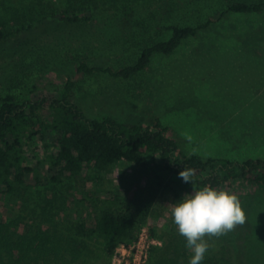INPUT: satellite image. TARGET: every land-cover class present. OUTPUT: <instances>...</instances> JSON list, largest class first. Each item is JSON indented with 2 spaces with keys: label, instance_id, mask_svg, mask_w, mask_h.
Masks as SVG:
<instances>
[{
  "label": "rangeland",
  "instance_id": "374dc122",
  "mask_svg": "<svg viewBox=\"0 0 264 264\" xmlns=\"http://www.w3.org/2000/svg\"><path fill=\"white\" fill-rule=\"evenodd\" d=\"M228 1L234 0H94L90 22L69 24L51 16L69 0H0V29L16 32L0 42V99L8 94L54 97L76 75L74 101L89 115L143 126L158 118L187 154L235 161L264 158V13H229ZM125 6L132 9L129 18L123 15ZM207 21L208 28L197 37L183 41L169 56L155 55L144 71L128 79L105 71L115 73L134 63L143 47L170 36L171 25ZM82 63L101 71L77 74ZM46 141H36L33 154L40 164L29 177L25 199L13 205L1 202L0 218L21 233L37 219L58 237L80 218L93 227L92 209L74 208L61 185L51 181L43 160ZM147 161H119L94 174L85 191L118 196L124 207L147 208L148 216L136 215L135 221L138 235L146 228L160 242L152 246L161 248L158 264H188L192 253L173 223L169 204L189 193L177 185L170 193L158 186ZM220 189L236 194L245 212V223L223 235L236 251V263L264 264V188L234 182ZM72 196L81 198L78 192ZM85 242L88 248L75 259L66 254L46 264H111L121 245L112 250V242L100 235ZM209 258L207 251V264Z\"/></svg>",
  "mask_w": 264,
  "mask_h": 264
},
{
  "label": "trees",
  "instance_id": "16d2710c",
  "mask_svg": "<svg viewBox=\"0 0 264 264\" xmlns=\"http://www.w3.org/2000/svg\"><path fill=\"white\" fill-rule=\"evenodd\" d=\"M43 1L47 4L50 0ZM93 5L94 0H69L68 6L53 10L51 16L59 22L87 24L93 16ZM227 11L243 15L263 14L264 0L228 1ZM131 12L130 7H124L126 18ZM209 24L207 21L198 26L171 25L170 36L143 47L134 63L115 73L109 69L105 71L114 77L128 79L144 71L155 55L173 54L183 41L197 37ZM15 35V31L4 26L0 29V42ZM95 70L101 71L82 63L77 74L90 75ZM75 77L69 78L54 97L8 94L0 99V203L23 202L29 177L40 164L33 154L36 141L47 140L43 160L52 172L51 181L61 185L66 200H70L74 208L80 204L85 211L92 209L94 226H87L85 218H80L69 224L68 234L58 237L37 219L21 233L19 228L13 230L14 224L10 230L11 226L0 218V264H46L49 258H63L66 254L75 259L88 248L85 239L95 235L109 239L112 250L119 244L134 243L138 235L135 216L147 217L148 209L124 207L118 196L102 198L85 191L94 174L106 172L119 161L140 164L148 158L157 185L168 193L176 185L189 194L192 189L199 190L204 186L220 189L234 182L264 188V158L235 161L187 154L158 118L151 126H143L107 115H89L74 101ZM184 168L194 171L192 184L179 178V172ZM71 190L73 193L70 194ZM76 192L80 200H74L72 195ZM50 205L51 202L47 201L46 206ZM206 240L210 264H238L234 247L226 244L223 235L206 237ZM160 250L157 247L150 250V264L162 261L156 258ZM206 261L204 259L202 264H207Z\"/></svg>",
  "mask_w": 264,
  "mask_h": 264
},
{
  "label": "clouds",
  "instance_id": "9594fccd",
  "mask_svg": "<svg viewBox=\"0 0 264 264\" xmlns=\"http://www.w3.org/2000/svg\"><path fill=\"white\" fill-rule=\"evenodd\" d=\"M194 171L184 168L179 178L191 183ZM173 223L185 238L186 248L192 253L188 264H202L209 244L207 238H219L245 223V212L238 196L224 189L204 186L192 189L191 194L169 204Z\"/></svg>",
  "mask_w": 264,
  "mask_h": 264
},
{
  "label": "built area",
  "instance_id": "2783aa9c",
  "mask_svg": "<svg viewBox=\"0 0 264 264\" xmlns=\"http://www.w3.org/2000/svg\"><path fill=\"white\" fill-rule=\"evenodd\" d=\"M157 245H160V242L143 228L134 243L117 247L111 264H147L152 246Z\"/></svg>",
  "mask_w": 264,
  "mask_h": 264
}]
</instances>
